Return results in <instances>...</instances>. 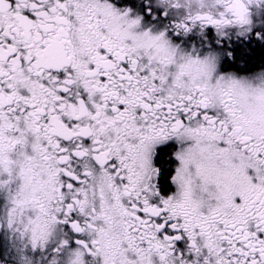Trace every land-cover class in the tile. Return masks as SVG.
I'll return each mask as SVG.
<instances>
[{"label": "snow or ice", "instance_id": "1", "mask_svg": "<svg viewBox=\"0 0 264 264\" xmlns=\"http://www.w3.org/2000/svg\"><path fill=\"white\" fill-rule=\"evenodd\" d=\"M0 264H264V0H0Z\"/></svg>", "mask_w": 264, "mask_h": 264}]
</instances>
